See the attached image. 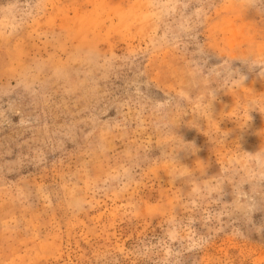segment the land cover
<instances>
[{
	"label": "rangeland",
	"instance_id": "rangeland-1",
	"mask_svg": "<svg viewBox=\"0 0 264 264\" xmlns=\"http://www.w3.org/2000/svg\"><path fill=\"white\" fill-rule=\"evenodd\" d=\"M0 264H264V0H0Z\"/></svg>",
	"mask_w": 264,
	"mask_h": 264
}]
</instances>
